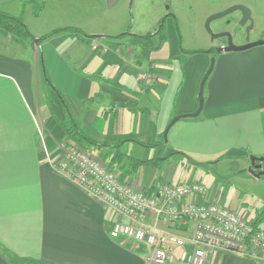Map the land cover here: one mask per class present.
I'll list each match as a JSON object with an SVG mask.
<instances>
[{
  "label": "crops",
  "instance_id": "crops-1",
  "mask_svg": "<svg viewBox=\"0 0 264 264\" xmlns=\"http://www.w3.org/2000/svg\"><path fill=\"white\" fill-rule=\"evenodd\" d=\"M100 2L102 9L86 17H114L109 12L120 0H92V10ZM114 18L119 28L111 32L81 28L93 38L67 32L35 43L0 29V264H13L8 253L40 264H149L138 243L110 237L118 215L51 168L46 151L55 158L65 142L58 124L68 118L64 104L90 139L121 143L96 147L109 168L138 188L166 182L153 172L159 161L202 153L194 140L211 147L205 152L224 147L223 158L244 161L240 174L249 180L255 178L248 172L251 157L264 159V47L215 56L199 119L171 127V154L164 157L165 128L198 110L209 56L176 50L161 59V46H154L156 58L147 57L138 35L114 38L129 32L125 16ZM29 31L43 37L34 26ZM116 152L122 157L113 160ZM216 197L208 192L198 202L229 207ZM209 264L264 260L221 254Z\"/></svg>",
  "mask_w": 264,
  "mask_h": 264
},
{
  "label": "rangeland",
  "instance_id": "rangeland-1",
  "mask_svg": "<svg viewBox=\"0 0 264 264\" xmlns=\"http://www.w3.org/2000/svg\"><path fill=\"white\" fill-rule=\"evenodd\" d=\"M0 1V11L10 12L17 17L22 16L27 27L30 29L34 26V30L36 28V31L41 33L42 36L52 34V37H56L58 34L62 35L69 31L53 34L54 32L67 30L71 27L84 28L89 32L97 29L111 32L119 28L114 17L116 15L121 16V14L125 16L127 28H129L128 36L122 37L123 39L133 34L138 35V37L155 35L162 26L161 32L166 37V41L160 48L162 50L159 54L161 59L170 57L177 50L187 57L191 55L196 57L209 56V62H211L214 55L208 52L213 49L217 50L224 43V40L218 38L212 41L205 27L206 21L211 15L225 11L237 4H243L251 10L254 28L251 31L250 38L255 41L264 40V0H120L109 12V14L113 13L114 17L105 16V21L86 17L89 12L92 14V11L102 9L99 5L100 2L96 6L97 10H92V0ZM35 14L40 15L36 17ZM237 18L238 14H234L228 17V20H215L212 22L211 28L214 33H220L224 29L232 28ZM226 21H229V23H226ZM242 36V34L239 35L238 42H243ZM141 42L145 44L143 47L146 50L147 57L156 58L158 47L154 49L152 46H158L159 36H155L151 41L141 40ZM260 47L264 46L254 48ZM216 50L214 51L216 52ZM186 60V58H182L180 61L182 62V68L186 64ZM180 62L177 63L180 64ZM132 75L135 76V74ZM134 76L132 77L133 80L135 79ZM197 119L199 117L183 118L177 125L184 123V121H196ZM164 133L161 138L164 147L161 156L165 157L171 154V151L169 150L170 152L167 153L170 146L164 138ZM173 136V132L169 133L167 141ZM61 143L59 142V144ZM87 146L86 148L77 147L106 163L103 160L106 158L103 152H100L96 146ZM193 148L202 153L175 154L169 159L159 161L153 167L155 176L166 182L203 184L208 188L209 194L213 197L217 196V200L218 198L219 200L225 198L229 207L249 219L251 216H255L257 211L264 210V178H251L250 180L245 178L242 173L240 174L245 165L244 161L223 158L226 152L219 151L224 147H214V151L205 152L211 147L202 143L199 145L194 140ZM158 152L157 149L155 151L156 156ZM120 156L122 157L121 154ZM137 156L142 155L138 153ZM236 162L240 163L239 166ZM260 226L264 229V222Z\"/></svg>",
  "mask_w": 264,
  "mask_h": 264
},
{
  "label": "built area",
  "instance_id": "built-area-1",
  "mask_svg": "<svg viewBox=\"0 0 264 264\" xmlns=\"http://www.w3.org/2000/svg\"><path fill=\"white\" fill-rule=\"evenodd\" d=\"M58 149L55 158L46 151L51 168L118 215L110 237L138 243L149 264H209L221 254L264 260V229L224 202H198L208 193L205 185L138 188L76 145Z\"/></svg>",
  "mask_w": 264,
  "mask_h": 264
},
{
  "label": "trees",
  "instance_id": "trees-1",
  "mask_svg": "<svg viewBox=\"0 0 264 264\" xmlns=\"http://www.w3.org/2000/svg\"><path fill=\"white\" fill-rule=\"evenodd\" d=\"M0 29L4 30L7 34H10V35L18 38L19 40L22 39V40H31L32 42L35 41V37L31 34L27 25L24 23L22 16L17 17L14 15H11L9 13L0 11ZM161 30H162V26H161L160 30L157 33H155V35H146V36L137 37V38L140 39V41L141 40H150L151 41V40H153V38L155 36L158 35L159 36L158 46H161L166 41V37L164 36L163 32H161ZM63 31H69V32L85 35V33L81 29H78L75 27L68 28L67 30H58V31L54 32L53 34H55V33L57 34V33L63 32ZM51 35L52 34L41 37L38 42H42V41L46 40ZM85 36L88 38H93V36H87V35H85ZM125 36H128V34L127 33L121 34V35L114 37V38L120 39V38L125 37ZM132 36H134V35H132ZM152 48H154V46H152ZM208 53H212V51H210ZM124 90L129 92V90H127V89H124ZM62 102H63V100H62ZM64 107H65V110L68 114V118L64 121H58V124H59L60 128L62 129V131L64 132V137H65L66 143L77 145V146L82 147V148H86L87 145L99 146L100 148H103V147L120 148L121 143H118V144L98 143V142L90 139L87 135L84 134V132L77 125L76 121L74 120V118L69 113L67 106L65 104H64ZM117 154L118 153L116 152V156H114L113 160L121 157L120 154L118 156H117ZM104 156H106V155H104ZM103 160L106 161L107 156ZM114 163H118V162H114ZM263 222H264V210L257 211V213L255 214V219L252 221L253 226L255 228H261L260 225ZM7 256H8L7 258L10 260V262L13 264H40L37 261L31 260V259L20 258L16 255H12L11 253H8Z\"/></svg>",
  "mask_w": 264,
  "mask_h": 264
},
{
  "label": "water",
  "instance_id": "water-1",
  "mask_svg": "<svg viewBox=\"0 0 264 264\" xmlns=\"http://www.w3.org/2000/svg\"><path fill=\"white\" fill-rule=\"evenodd\" d=\"M236 12L242 13V19L240 20L239 24L234 28L233 33H238L240 28L242 26H245L247 24V22L251 23L250 27L247 30L250 33V31L254 27V21H253L252 16H251V14H252L251 10L243 4L233 5V6L229 7L228 9H226L225 11L215 13V14L211 15L210 17H208V19L206 21L205 27H206L209 35L211 36L212 41H214L218 38H224V37H228L230 40L229 44L227 46L219 47L216 50V52L218 54L227 53V52H242V51L252 49L254 47L264 46V40H259V41L249 43V44L244 45V46H237V45H234L231 41V39H232V33L231 32H220V33H214L213 32V30L211 28V24L213 21L223 19V18L230 16ZM37 42H38V40L35 39V43H37ZM214 63H215V57H212L210 67H209L207 73L205 74V76L203 77V79L201 81L200 90H199V107H198L197 112L192 113V114L176 116L171 121V123L168 125V127L164 133V138L166 141L168 139V133H169L171 127L175 123H177L179 120H181L183 118H189V117L196 118L201 114L203 107H204V101H205V96H204L205 85H206V82H207L209 76L211 75V73L213 71ZM258 170H260V171H258ZM248 172L253 177L258 178V179L261 178L262 176H264V159L251 157L250 167L248 169Z\"/></svg>",
  "mask_w": 264,
  "mask_h": 264
},
{
  "label": "flooded vegetation",
  "instance_id": "flooded-vegetation-1",
  "mask_svg": "<svg viewBox=\"0 0 264 264\" xmlns=\"http://www.w3.org/2000/svg\"><path fill=\"white\" fill-rule=\"evenodd\" d=\"M234 14H238V18H237V21L235 22V24L233 25V27L230 28V29H224V30H222L221 32H231V33H232V39H231V41H232V43H233L234 45H237V46H244V45H247V44H249V43L256 42L255 40H252V39L250 38V34H251V31H252V30L250 31V33L247 31L248 28H249L250 25H251L250 22H247V24H246L245 26H242V27L240 28V30H239L238 33H233L234 28L239 24L240 20L242 19V13H241V12H236V13H234ZM234 14H232V15H234ZM232 15H230V16H232ZM230 16H227V17H225V18H223V19L228 20V17H230ZM226 23H229V21H226ZM253 28H254V27H253ZM240 34L243 35V36H242V40H243V42H238V38H239V35H240ZM222 39L224 40V43L221 44L220 47L227 46V45L229 44V41H230L229 38H228V37H224V38H222ZM258 41H259V40H258ZM214 50H216V49L211 50V51H212L211 55H214V57H215L218 53L215 52ZM209 52H210V51H209Z\"/></svg>",
  "mask_w": 264,
  "mask_h": 264
}]
</instances>
